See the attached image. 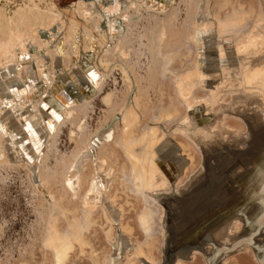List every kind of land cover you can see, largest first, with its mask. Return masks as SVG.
<instances>
[{
	"label": "bare ground",
	"instance_id": "6f19581e",
	"mask_svg": "<svg viewBox=\"0 0 264 264\" xmlns=\"http://www.w3.org/2000/svg\"><path fill=\"white\" fill-rule=\"evenodd\" d=\"M260 1L262 10L260 8L256 25L251 27L245 36L239 34V30L245 25L243 19L231 17L217 20L212 18L210 12L211 0H198L196 4L187 29L188 38L195 42L198 49L196 61L175 75V83L183 97H188L197 85L209 87L210 93L204 99H190L186 110L188 116L184 122H181L184 124V131L197 142L202 150L201 166L203 167L200 173L186 181L180 194H177L175 179L185 167L186 161L181 156L179 159L175 157L178 152L174 154L176 148L169 145V136L167 137L169 143L163 140L165 142L163 144L159 141L161 146L154 155L156 162L150 161L151 159L149 161L140 159L139 151L135 149L140 136L137 138L132 132L134 116L132 114L123 116V111L117 116L121 127L119 143L132 164L130 173L133 174L134 182L132 183L135 192L148 205L159 204L156 200L158 199L162 203L159 205L164 209L161 214L164 218L161 220L164 222L163 236L166 234V246L164 245L163 248L166 249H164L165 257L160 264H184L183 260L199 253L203 254L207 264H233L229 255L239 251L252 252L257 264H264V110L259 108L264 105V31H261L262 27L264 30V0ZM167 2L168 4L165 5L164 3ZM175 2V0H113L110 3L108 0H97L91 7L83 2L74 4V13L79 10L87 20L92 19L94 15L98 16V20L95 21L102 40L89 42L86 37L88 46L83 49L78 43L79 55L76 56L75 64L69 70H65L66 67L62 62L63 68L57 70V77L49 75L55 68L52 70L48 65L47 78L54 81L51 86V81L38 82L30 77L28 84L38 91L35 94L38 102L35 104L21 102L24 95L30 94V89L24 87V89L13 90L16 74L24 63L27 65L28 72H31L36 66L35 55L43 52L42 47L37 48L34 44L35 35L38 34L44 44L53 45L58 33L66 25L65 20L55 17L50 20L51 25L47 26L30 20L26 22L27 24L25 23L27 28L24 29L5 25V28L0 31V113H5L3 120L0 121V135L4 142L0 143V161L4 164L23 162L33 175V167H39V162L43 160L53 130L57 131L65 123L64 120L73 115L78 105H86L100 91L103 77L106 71L108 73L110 70V68L106 70L105 67L110 62L105 61L104 57H97V53L102 50L103 44L110 43L109 38L120 41V36L126 31L127 26L124 21L127 20L129 10L143 7L151 13H164L173 8ZM123 6L126 9L121 12L120 9ZM120 21L123 22L124 29L120 28ZM75 25L74 33L76 31L79 33L77 23ZM258 27L260 31L257 30ZM31 52H35L34 55ZM82 52L94 54L95 63L90 69L86 68V70L79 62L83 56ZM173 57L174 55H171L163 67L162 71L165 75L169 74ZM131 81H133L132 76ZM131 84L134 86L133 83ZM227 89H233L235 92L231 93L228 106L222 105L220 111L236 115L240 113L246 123L243 131L241 128L217 129L214 126L215 121L220 117L217 113L210 111L211 104H223ZM89 90L92 92L91 95L87 94ZM134 92L126 105L128 110L133 107V96L136 94L139 96L138 91L134 89ZM70 94L81 95L82 100L78 102L77 99H67L66 96ZM105 99L107 101V97ZM43 113L46 119L44 118L45 123L41 124L36 117ZM167 114H173L172 117L176 115L175 110L168 106L159 109L156 116L152 118L155 121L156 130L163 131L160 123H163L162 116H170ZM184 114L185 111L181 116ZM195 120H203L206 129L198 130L194 124ZM24 121L28 123L26 128L22 125ZM113 125L114 123L104 125L91 138L83 142V147L86 143L87 145L84 148L81 146L83 151L78 156L76 167L82 170L87 160L93 163L94 172L91 171L95 179L91 178L94 180L91 190L85 188L89 190L85 203L92 207L100 205L107 220L118 224V209L110 205L109 201H112V198L110 200L106 198L108 188L114 181L112 175L114 165L106 166L105 158L100 153L102 142L110 139L114 132ZM22 127L28 132L15 130ZM152 129L146 127L143 128V132L148 134V131L152 132ZM246 129L247 134H245ZM238 131H241V137H237ZM27 136L29 138H26ZM20 139L27 140L19 143ZM156 143L154 144L158 145ZM151 156L153 152L149 158L154 157ZM171 157H174V160ZM35 182L38 189L46 193L42 182L40 180L39 183L36 180ZM146 209L139 214V221L142 229L147 232L151 230L153 215L157 212L156 208L155 211L152 210L153 212ZM91 210L88 213L89 216ZM84 215L87 219V214ZM91 219L92 217L89 220ZM86 223L90 224V222ZM82 226L78 229V235L75 231L69 230L61 236L62 234L54 230L50 240L48 238V243L55 249L57 264H65L70 246L68 241H71L72 245L73 241L84 237L86 227ZM239 226L242 229H239ZM119 228L125 229L124 226ZM237 230L239 232H236ZM115 240L119 243L117 251L123 252L125 248H129L124 253L129 259V264H134L130 256H134L137 247L127 244L124 234L118 233ZM141 252L139 256L144 264H159L151 259L150 247L147 248V252L143 254Z\"/></svg>",
	"mask_w": 264,
	"mask_h": 264
},
{
	"label": "rangeland",
	"instance_id": "374dc122",
	"mask_svg": "<svg viewBox=\"0 0 264 264\" xmlns=\"http://www.w3.org/2000/svg\"><path fill=\"white\" fill-rule=\"evenodd\" d=\"M175 1L173 8L164 13H151L143 7H135L129 10L127 20L124 21L127 26L126 31L120 36V41L117 42V40L109 38L110 43L103 44L104 47H101V52L97 53V57H104L105 61L110 62L105 67L106 70L108 68L110 70L108 73L106 71L103 77L100 91L86 105H78L73 115L69 119L64 120L65 123L57 131L53 130L49 147L46 149L43 160L40 163L39 177L46 193L52 195L53 198H60L62 200L61 203L71 209L66 215L58 214L57 212L53 213L57 210L56 201L49 196V202L43 191L38 189L32 173L25 163L0 165V264H54L53 254L55 264H57L55 249L48 243V238L50 240L54 230L62 234L61 236H64V232L69 230L75 231L78 235V229L82 225L84 228L86 227L83 233L84 237L73 241V248L71 241H68L70 245L68 252L72 249L68 254L65 264H93V261L94 264H107L109 256L114 251L108 239L110 230L113 237L118 233L126 235L127 244L134 248L138 243L143 245L137 246L134 256H130L134 264H144L140 257V251L143 254L147 252L148 247H150L156 260H161L156 263L160 264L163 262L165 257L164 249H166L163 246L166 243V234L163 236L164 222L161 219L164 218V215L161 216V214L164 209L160 210L159 207L154 206L157 213L155 212L156 214L153 215L151 225V231L157 230L162 235V238L157 236L152 241V244L147 243L146 245V238L141 231L140 221V225L138 223V213L143 204L127 190L129 189L135 195L137 194L132 183L134 182L133 174L130 173L132 170L131 161L119 143L121 127L117 116L121 114V111H123V116L127 114L134 116L132 132L137 138L140 136L135 147L139 151L138 155L140 159L144 158L147 161L151 159L150 161L156 162V156L154 155L161 146L160 142L162 143L163 140L168 142L170 139L169 145L176 148L174 154L178 152L175 157L179 159L181 156L186 161L185 167L175 179L177 194H180L179 192H181V188H184L186 181L200 168L203 157L200 146L184 131L185 127L181 122H184L188 116L186 110L189 100L195 98L204 99L210 93V88L198 85L194 86L196 89L194 88V91L188 97H183L177 89L175 75L196 61L198 49L195 42L188 38L187 29L192 20L198 0ZM78 2L86 3L88 7L95 5L91 0H0V31H2V28H5V25L16 26L20 29L27 28L26 22L30 20H34L43 26L51 25L50 20L55 17L59 20L63 18L66 24L60 30L61 32L58 33L53 45L44 44L41 37L38 34L35 35L34 44L37 48L42 47L43 52L35 55L36 66L31 72H28L27 65L24 63L16 74V86H13V90L24 89V87L25 89H30V94L24 95L21 98V102L26 104L38 102L35 96L36 92H38L37 89L28 84L30 77L38 82H50L51 80L46 75L48 65H50L52 70L55 68L54 72L49 73V75L57 77V70L59 71L63 68L62 62H64L63 64L66 67L65 70H69L75 64L76 56L79 55L78 43H80L83 49L88 46L86 37L89 39V42L102 40L96 26L98 16L94 15L92 19L87 20L79 10H76V13H74L75 8L73 5ZM211 3L210 12L212 18L224 20L236 17L244 20L246 26L244 25V28L239 30V34H242V36L247 35L249 29L256 25L259 12L262 10L260 0H211ZM125 9V6H123L120 11L122 12ZM244 12L250 14L246 15ZM74 22L77 23L79 33H76L77 31L74 33L76 26ZM258 28L257 30L260 31L262 29L261 31H264L263 27L261 29L260 27ZM227 35L230 36V34ZM61 40L65 41L61 43ZM34 53L31 52L32 55ZM82 54L83 56L79 61L80 64L85 69H90L95 63L94 54L85 52H82ZM171 55H174V57L171 58L169 74L165 75L162 70ZM171 68L177 71H172ZM131 76L133 81H131ZM53 82H50V86ZM134 89L138 91L139 96L137 94L133 96V107L128 110L126 105L129 99H131V94L135 93ZM227 91L223 104H211L210 111L217 113L218 117H220L218 118L219 120L215 121L214 126L217 129L226 127L235 130L241 128L243 131L246 123L240 113L236 115L220 111L222 105L224 107L228 106L231 101V93L235 92L233 89H227ZM168 106L175 110L176 115L174 117L171 116L173 114H167L170 116L164 115L165 117L162 116L163 119L160 121L163 123H159L162 124L163 131L161 129L156 130L154 127L155 121L152 118L156 116L159 109ZM259 108L264 110V105ZM184 111L185 114L181 116ZM3 115L5 116V113H0V121L3 120ZM45 117L43 113L42 115L39 114L36 118L41 124H44ZM6 120L10 121L9 118H6ZM194 122L198 130L204 131L206 129L203 120H195ZM109 123H114V132L110 139H105L103 141H106L104 144L102 142L100 153L105 158L106 166L114 165V171L112 172L114 181L108 188V194L106 193L108 200L112 198V201H109V203L111 202L110 205L114 209H118L119 212L118 224L114 226L110 225L100 205L92 207V205L87 206L85 203L88 191L91 190V185L94 182L93 179H95L92 173L94 170H92L93 163L87 160L84 163V169L80 170L76 167L78 156L87 145L86 143L83 147V142L91 138L94 133H97L100 128ZM22 125L26 128L28 123L26 124L24 121ZM24 127L22 129L16 128L15 130L28 132L23 129ZM146 127L149 129L153 128L152 132H154V135H152L150 130L148 134L143 132V128ZM247 133L246 129L245 134ZM237 134V137H241V131H238ZM168 136L169 139L167 138ZM26 138L29 137L27 136ZM22 140L27 139H20L19 143ZM0 143H4L1 135ZM153 149L157 150L154 151ZM151 151L153 152L154 157L151 156L153 158H149L152 155ZM171 159L174 160V157H171ZM120 178H122V183L127 189L121 184ZM77 183L79 184L78 186L75 185ZM181 184L183 185L178 190ZM78 187L80 189H77ZM137 196L141 198L138 194ZM79 199H81V203ZM184 200L186 201V199ZM80 206L82 214L70 219L72 212L75 211L76 214H79ZM86 206L89 210H86ZM147 207V209L144 208L142 211L145 209L155 211V208L149 209V207H152L150 204ZM90 209L92 210L89 216ZM51 210L52 213L50 212ZM85 213L87 214V219H85ZM51 215H57L58 227L63 229L69 223L68 228L60 232L56 228L55 223L52 224ZM91 217L92 219L89 220ZM86 222H90L91 225ZM53 226H55V229ZM120 226H124L126 230L124 228L120 229ZM240 228L242 229L241 226H239ZM236 232H239V230ZM66 235L71 236L69 234ZM78 243L82 247V251ZM207 246L209 245L207 244ZM128 250L129 248H125L119 254L118 264H129L127 261L128 257L125 254ZM229 257L233 264H257L252 252L239 251L230 254ZM183 262L184 264H207L202 253L196 254L194 257L191 256L183 260Z\"/></svg>",
	"mask_w": 264,
	"mask_h": 264
},
{
	"label": "flooded vegetation",
	"instance_id": "af4514ba",
	"mask_svg": "<svg viewBox=\"0 0 264 264\" xmlns=\"http://www.w3.org/2000/svg\"><path fill=\"white\" fill-rule=\"evenodd\" d=\"M121 179V184L123 185V187H125V185L122 183V178H120ZM125 189H127L126 187H125ZM68 190V189H67ZM128 190V192L131 194V195H133V196H135L138 200H140L141 202H142V204H143V207L140 209V211H139V213H138V215L140 214V212L144 209V208H146L148 205L147 204H145L144 203V200L142 199V198H140V197H138L137 195H135L134 193H132L129 189H127ZM40 191H42V190H40ZM69 191V190H68ZM70 192V191H69ZM44 193V192H43ZM45 195H46V197L48 198V200H49V196H50V198H52L54 201H56V203H57V210H55L53 213H55V212H57L58 214L59 213H61V214H64V215H66L67 214V212L69 211V210H71V209H69L68 208V206H64L62 203H61V199L60 198H53L52 197V195H48V193H44ZM72 195V194H71ZM79 201H80V203H81V199H79ZM49 202H50V200H49ZM81 205V204H80ZM156 205V204H155ZM152 206V205H151ZM153 207V208H152ZM152 207H150V208H152V209H154V205L152 206ZM155 207H159L160 208V210H162V208L161 207H163V206H160V205H156ZM158 208V209H159ZM52 209V208H51ZM80 212H79V214H76V212L74 211V212H72V217L70 218V219H72L74 216H80L81 214H82V211H81V206H80V210H79ZM51 213H52V210L50 211ZM57 214V215H58ZM57 215H55V216H52L51 215V221H52V224L53 223H55V225H56V228L60 231V232H63L64 230H66L67 228H68V225H69V223H67V226L65 227V228H63V229H61L60 227H58V221L56 220V218H57ZM54 220V221H53ZM50 221V222H51ZM155 221H156V217H155ZM50 222H49V224H50ZM138 223H139V218H138ZM158 224H159V221H158ZM110 225H116V223L114 224V222H110ZM139 225H140V223H139ZM140 228H141V226H140ZM141 231H142V233L144 234V236H145V238H146V241H145V244L147 245V243H151L152 244V241L155 239V237H159V238H162V235L160 234V232H158L157 230L156 231H151L150 229L146 232L144 229H142L141 228ZM45 236V235H44ZM117 236V235H116ZM116 236H112V232H111V230L109 231V241L111 242V245L113 246V252H112V254L109 256V260H108V262H107V264H118V260H119V254L121 253V252H119V251H117V246L119 247V243H117V241L115 240L116 239ZM78 245L80 246V244L78 243ZM137 246H143L142 244H140V243H138L137 244ZM136 246V247H137ZM135 247V248H136ZM80 248H81V251H82V247L80 246ZM142 249H143V247H142ZM71 250V249H70ZM70 250H69V252H70ZM52 251V250H51ZM69 252L67 253V257H68V254H69ZM52 254H53V252H52ZM151 255H152V260L153 261H155V262H160V261H157L156 260V257L153 255V253L151 252ZM53 260H54V264H55V258H54V254H53ZM67 260V259H66ZM110 261V262H109ZM127 261H129V259H127ZM65 263H66V261H65ZM93 264H94V261H93Z\"/></svg>",
	"mask_w": 264,
	"mask_h": 264
},
{
	"label": "water",
	"instance_id": "95a60500",
	"mask_svg": "<svg viewBox=\"0 0 264 264\" xmlns=\"http://www.w3.org/2000/svg\"><path fill=\"white\" fill-rule=\"evenodd\" d=\"M91 1L94 3V2H96L97 0H91ZM108 1H109L110 3L113 2V0H108ZM164 4L167 5L168 2H167V3H164ZM120 28H121V29H122V28L124 29V24H123L122 21H120ZM67 92H68V91H67ZM87 94L91 95L92 92L89 90V91L87 92ZM66 98H67V99H72V100L77 99V100H79L78 102H80V101L82 100V96H81V95L76 96V95L70 94V95L66 96ZM36 162H37V161H36ZM0 164H4V163H2V162L0 161ZM201 167H203V166H200V168H199V169H198L193 175H191L189 179L193 178L194 175L200 173V171L202 170ZM39 174H40V162H39V167H38V166H34V167H33V175H32L33 179L36 180L38 183H39V180H40ZM182 185H183V184H181V185L179 186V188H181ZM156 200H157V202H158L159 204H162L158 199H156Z\"/></svg>",
	"mask_w": 264,
	"mask_h": 264
}]
</instances>
